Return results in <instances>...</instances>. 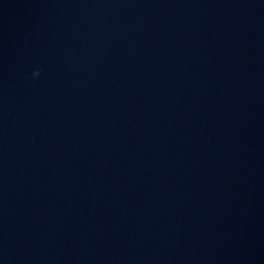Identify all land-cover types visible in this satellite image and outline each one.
<instances>
[{
  "label": "water",
  "instance_id": "obj_1",
  "mask_svg": "<svg viewBox=\"0 0 264 264\" xmlns=\"http://www.w3.org/2000/svg\"><path fill=\"white\" fill-rule=\"evenodd\" d=\"M0 264H264V0H0Z\"/></svg>",
  "mask_w": 264,
  "mask_h": 264
},
{
  "label": "clouds",
  "instance_id": "obj_2",
  "mask_svg": "<svg viewBox=\"0 0 264 264\" xmlns=\"http://www.w3.org/2000/svg\"><path fill=\"white\" fill-rule=\"evenodd\" d=\"M41 69L40 68H36L33 70L32 72V77H38L40 75Z\"/></svg>",
  "mask_w": 264,
  "mask_h": 264
}]
</instances>
